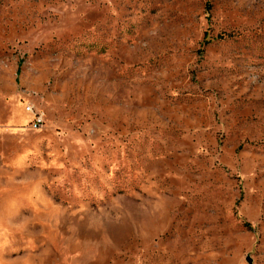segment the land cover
<instances>
[{
	"label": "rangeland",
	"instance_id": "374dc122",
	"mask_svg": "<svg viewBox=\"0 0 264 264\" xmlns=\"http://www.w3.org/2000/svg\"><path fill=\"white\" fill-rule=\"evenodd\" d=\"M0 264H264V0H0Z\"/></svg>",
	"mask_w": 264,
	"mask_h": 264
},
{
	"label": "built area",
	"instance_id": "2783aa9c",
	"mask_svg": "<svg viewBox=\"0 0 264 264\" xmlns=\"http://www.w3.org/2000/svg\"><path fill=\"white\" fill-rule=\"evenodd\" d=\"M24 108L27 113L32 115L31 128H40L44 123L43 112L36 110L33 105L29 104H27Z\"/></svg>",
	"mask_w": 264,
	"mask_h": 264
}]
</instances>
